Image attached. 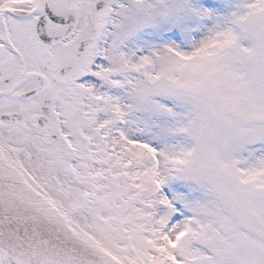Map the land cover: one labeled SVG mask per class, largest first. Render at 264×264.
Here are the masks:
<instances>
[{"label":"snow or ice","instance_id":"obj_1","mask_svg":"<svg viewBox=\"0 0 264 264\" xmlns=\"http://www.w3.org/2000/svg\"><path fill=\"white\" fill-rule=\"evenodd\" d=\"M0 264H264V0H0Z\"/></svg>","mask_w":264,"mask_h":264}]
</instances>
